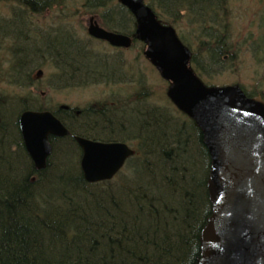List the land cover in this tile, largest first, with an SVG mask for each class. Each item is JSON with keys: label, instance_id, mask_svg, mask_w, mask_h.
<instances>
[{"label": "trees", "instance_id": "obj_1", "mask_svg": "<svg viewBox=\"0 0 264 264\" xmlns=\"http://www.w3.org/2000/svg\"><path fill=\"white\" fill-rule=\"evenodd\" d=\"M64 1L0 0V18L7 27L0 30V48L3 46V52L11 55L10 67L17 64L15 68L9 67L10 73L19 70L18 65L26 67V85L32 78L29 73L48 65L42 63L44 49H41V44L36 51L34 44L28 42L21 53L12 51L18 48L15 41L18 38L21 42L27 41L23 40L24 32L32 15L37 13L38 17H43L47 11L60 8ZM110 1L87 0L88 7L93 5L87 10L105 6ZM162 1L165 0H156L155 4L167 6ZM5 4L7 8H4ZM183 5L182 0L181 3L176 2L174 6L177 7L173 11ZM119 8L120 14L112 17L110 13L106 20L101 12L104 25L112 31L133 34V18L125 8ZM256 20H259L261 36L253 54L254 57H262L264 18ZM228 24V18H220L211 25L202 21L196 24L202 38L203 54L210 66L222 64V57L228 54ZM55 39L58 52H68L70 61L85 62L87 56L82 58L78 53L80 48L74 46L70 39ZM8 46H12L11 49ZM34 55L37 56L29 60ZM55 61L54 65H49L57 66L59 61ZM193 61L196 63L195 59ZM27 65L33 68L28 70ZM204 69L202 67L199 71L207 73L208 70ZM109 72L110 67L101 73L99 79L102 75L105 78ZM78 74L80 77V71ZM51 79L58 84L62 82L59 74L51 75ZM123 103L118 98L105 108L101 106L99 109L105 110L106 114L97 110L91 122L89 114H67L79 126L72 127L74 135L92 138L93 134L96 138L95 126L102 119L111 130L103 139L113 141L117 137L123 142L136 143V156L129 160L128 172L112 182L92 185L97 187L96 196L85 190L90 185L85 183L79 166L81 151L71 138L52 143L55 152L49 169L40 172L39 180L32 182L30 174L34 169L30 159L28 168L24 163L16 164L15 145L10 144L14 133L20 134L18 126L15 129L11 125V120L6 118L10 114L0 106V264H197L202 230L212 211L206 186L211 161L202 132L189 121L193 125V137L184 150L179 151L175 145L182 140L184 131L169 116V110L161 108L162 117L158 119L149 109L138 113L135 110L139 106L134 109L133 104L127 102L123 106ZM29 104L34 105L32 100ZM22 108L26 109V106ZM42 109L45 108L33 106V110ZM166 117L172 122L166 123ZM148 153H156L153 170L147 166L137 167V161L150 158ZM44 173H50L47 176L49 180H43ZM118 199L136 216L132 217L121 204L119 207ZM139 205L147 207L146 210L141 212Z\"/></svg>", "mask_w": 264, "mask_h": 264}, {"label": "water", "instance_id": "obj_2", "mask_svg": "<svg viewBox=\"0 0 264 264\" xmlns=\"http://www.w3.org/2000/svg\"><path fill=\"white\" fill-rule=\"evenodd\" d=\"M121 1L137 18L139 39L149 43L147 56L164 78L175 82L169 97L202 126L213 161L208 185L213 214L202 233L198 264H264V104L246 100L236 89L205 90L187 72L190 54L174 31L161 27L142 0ZM90 34L120 46L131 43L97 25ZM19 123L27 150L43 168L52 152L48 136H62L64 128L48 112H26ZM76 140L90 183L113 179L133 155L123 144Z\"/></svg>", "mask_w": 264, "mask_h": 264}, {"label": "rangeland", "instance_id": "obj_3", "mask_svg": "<svg viewBox=\"0 0 264 264\" xmlns=\"http://www.w3.org/2000/svg\"><path fill=\"white\" fill-rule=\"evenodd\" d=\"M83 3L84 0H69V4L67 3V5L60 8L62 9L60 11H64L62 14L67 17L70 16L71 20L72 17L74 18L72 27L75 29L76 35L87 42L91 40L87 31L90 28V24L88 23L90 18L98 21L102 27L104 26L103 22H101V9L97 11L84 10ZM225 9H229L228 28L232 34V36L230 33L226 35L228 54L222 57L224 60L222 64L210 66L209 61L205 59L203 54L202 38L199 34L198 25L189 21L188 13L185 14L187 19L184 20L185 16L183 14H176L174 11L168 14L158 4H155V10L159 19L174 26L178 36L190 48L192 57H196V61L201 65L204 60L203 69L205 67L206 69L204 70L208 71L204 75L199 74L207 87L211 85L232 86L239 84L250 92H253L254 88H257L258 92L264 94V56L254 57L253 54V52H256L257 42L261 36L258 30V25H260L258 23L259 20L255 19L261 20V18H264V2L260 0H234L233 4L225 6ZM60 11L57 8L43 17L35 18V23L42 24L39 27L43 28V24L49 25V20L51 21L52 19L51 16L57 14V12L60 13ZM74 14L76 15L73 16ZM181 15L183 18L180 17ZM93 42L91 50L97 53L100 58L108 60L110 68L114 67L115 64L117 66L120 65L122 68L125 67V73H121L124 79H126L125 84L120 83L114 86L95 84L89 85L87 88L68 90L61 94H49L44 87L45 81L51 78V75L58 73L48 65L33 72L35 76L40 71L43 73L41 79L36 78V86L38 88L14 90L11 85L8 87L9 84H6L7 86H0V90L23 99L29 93V98L35 101L33 106H43L49 110L53 109V105L56 107L67 105L76 109L90 107V109L97 108L98 110L105 103L112 102L117 97L122 101H127L131 105L133 104L132 108L134 109L136 106H144L145 108L153 106L162 109L168 107L170 109L169 115L173 117L172 119L178 125L182 123L189 124L188 128L182 127V130L184 132H191L193 125L189 122L190 119L172 107L166 96L169 87L168 83L161 79L160 74L145 59L143 56L144 46L140 42H136L134 46L126 50L112 49L108 45L95 40ZM198 67L200 66L198 65ZM144 82L147 85H144ZM141 93H143V97ZM115 94L116 98L114 99L112 96ZM261 96L264 98V95ZM46 104L50 106H46ZM128 144L132 148L136 147L134 141L128 142ZM125 171L126 169L121 174H124Z\"/></svg>", "mask_w": 264, "mask_h": 264}, {"label": "bare ground", "instance_id": "obj_4", "mask_svg": "<svg viewBox=\"0 0 264 264\" xmlns=\"http://www.w3.org/2000/svg\"><path fill=\"white\" fill-rule=\"evenodd\" d=\"M183 1V6L180 9H177L176 14H183L185 16L186 13H188V17H189V21L193 22L194 24H197L199 21L205 22L207 24H214L215 22H218V20L220 18H228L229 19V9H225V6L230 5L234 2V0H182ZM191 1V2H190ZM165 2L167 4V6H160L163 10H165L168 14H171L173 12V10H175V8L177 6H174V4L177 3H181V0H165L162 1ZM169 2V3H168ZM189 2V3H187ZM262 2H264V0H262ZM67 3L69 4V0H65L63 2V4L60 6V8H62L63 6L67 5ZM215 5L214 8L209 6ZM84 10H87L91 7H93V5H90V7L87 6V0H84V3L82 4ZM122 7L120 6L115 0L110 1L109 4H106L105 6H100L98 8H94L96 11L98 9H101L102 13L105 14V20L109 19L110 17H108L110 15V13H112V17H115L116 15L120 14V8ZM4 8H7V4L4 5ZM58 8V11L62 10ZM57 8L52 9L47 11L46 13H50L55 11ZM93 9V10H94ZM45 13V14H46ZM62 13H64V11H60V13L57 12V14L51 16V21L49 20L50 24H43V28L39 27V25L42 24H36L35 23V18H39L37 13L32 15V18L30 19V25L27 24V28L24 36V41L25 42H21V40L18 38V41H15V43L17 44L18 48L13 49L12 51L16 52L17 50H19L21 53H23L24 51V47L27 46V43L30 42L32 44H34V48L36 49V51L39 48V45L41 44V49L40 50L44 53V55H42V63L45 65H49L52 64L54 65L56 63L55 59L58 60L59 62H57V66L58 67H62V68H57V66H53L52 68L60 75V78L62 79L61 83H56L54 81H52L51 78H49L48 80L45 81L44 87L46 88L47 92L49 94L51 93H65L68 90H75L76 88H87V86L89 85H95V84H106V85H119L120 83L125 84L126 79H124L123 75H121L122 72L125 71V67L122 68L120 65H116L114 67H111L110 70L111 72L108 73V75L103 78L104 76L102 75V79H99V76L101 75V73H103L104 71L108 70V67L110 66V64H108V60H106L105 58H100V56L93 52L91 50L92 45H93V41L97 39V36L95 35H91L90 39L87 42H85L84 40L80 39L76 34L75 29H73V24H74V18L72 17V20L70 19V16H65ZM44 15V14H43ZM76 14H74L73 16H75ZM1 17V16H0ZM181 18H183V16H180ZM187 17H184V20H186ZM112 20V19H111ZM113 21V20H112ZM214 21V22H213ZM5 21L2 20L0 18V30H6L7 27L5 25ZM107 23L109 24L110 22L107 21ZM230 35L232 36L231 32ZM57 37V39L59 37H64L66 40L70 39L72 43H74V46H77L78 48H80V51L78 52L80 56H82V58L86 57L85 62H76L75 59H72L70 61V54L66 51H62V52H58L57 48V43L55 42V38ZM93 42V43H92ZM68 44V43H67ZM106 45H108L109 47L112 46V49H116V50H120V45L117 44H113L111 42H108ZM10 49L12 46H8ZM115 47V48H114ZM0 51L2 53H0V86L4 85L7 86L6 84H9L8 87L12 86V88L14 90H25L26 89H33V88H38L36 86V78L37 76H35L34 74L29 73L32 78L31 81L26 85V80L24 78V70L25 68L22 65H18L19 70L16 69V71L13 72H9L8 69L15 68V65H12L10 67V64H8V61L10 60L11 55L9 56V54L7 55V51H4L3 46H1ZM56 51V52H55ZM9 52L11 53V50H9ZM19 52V53H20ZM37 55H34L33 57H29V60H32V58H34ZM50 58V60H49ZM55 58V59H54ZM75 58V57H74ZM24 59H27L26 57H24ZM114 59V58H113ZM112 59V60H113ZM13 60V58H12ZM59 63V64H58ZM4 64V65H3ZM197 64L200 67L204 66V60H203V64L201 65L198 61ZM60 65V66H59ZM10 67V68H9ZM17 67V68H18ZM117 67V68H116ZM33 67H29V65H27V69L30 70ZM128 68V67H127ZM39 68L34 69L33 71H38ZM80 71V77H79V71ZM125 73V72H124ZM35 76V77H34ZM42 77H38V79H41ZM81 79H86V80H81ZM76 84H71L72 82H77ZM144 85H147L146 82L143 83ZM26 85V87H25ZM235 86H238L240 89L244 90V88L242 86H240L239 84H234ZM146 91V90H144ZM25 92V91H22ZM30 94L28 93L27 96L25 97V100L23 98H20L19 96H14L12 94L6 93L4 91L0 90V106L2 107L3 111H6V113L10 114V116L8 115H3V116H7L6 118H8V120H11V125L14 126L15 129H19V135L17 136L16 133H14V137L13 140L11 141V145H15L13 148V151L15 153V163L20 165L19 163H24L25 168H28V166H30V161L33 165V169L31 174H30V178L31 181L33 182V180H39V174L40 172H46V169H49L48 165H50L51 162V158L54 155V146L51 144V148H52V152L50 154V156L47 158L46 164L43 168H38V166L36 165L35 161L32 158V155L29 153V151L27 150L26 146H25V139L23 138V133L20 129V116L27 112V111H33V106L31 104H29L30 99L29 96ZM142 97H143V93H141ZM114 99L116 98V94L112 96ZM118 99V97L116 98ZM120 99V98H119ZM24 101L27 102L24 104ZM33 101V104H35V101ZM22 102V103H20ZM105 103L102 108H105L108 104ZM127 103V101L124 100L123 106H125ZM24 104V105H23ZM122 105V104H121ZM22 106H26V109L22 108ZM46 106H50L48 104H46ZM53 109L51 111H49L48 109L46 111H48V113L51 114V116L59 122L60 127L63 130V134L62 136H58V134H54L51 135V141L54 144V142L56 140H66L67 138H71L72 140L75 141V139H77L79 137V135L77 134H73L72 127H75L77 125V121L73 118H68L69 115H67L68 113H72L75 116H80L82 113H86L89 114V120L90 122L94 120V116L96 113L97 108H92L90 109V107L88 108H84V109H76V108H71L67 105H60L59 107L56 106H52ZM51 107V108H52ZM140 107V106H139ZM138 107V108H139ZM22 108V109H21ZM157 110H156V109ZM153 107V106H149V107H140V109L135 110L138 113H140V111H144V110H148L153 114V116L155 115L156 118L160 119L162 117V114H160V110L161 108L158 107ZM95 110V111H93ZM100 110V113L102 114H106L105 110ZM167 110V109H165ZM57 112V113H56ZM104 112V113H103ZM61 117H60V115ZM94 113V114H93ZM98 113V112H97ZM145 113V112H144ZM108 115V113H107ZM146 115L150 116L149 113H147ZM145 115V116H146ZM171 118H173L171 115H169ZM135 117V116H134ZM137 117V116H136ZM17 118V119H16ZM2 119H5L4 117ZM174 120V119H172ZM172 120L170 118L165 119L166 123H170L172 122ZM2 123V121H0ZM195 123L196 120L194 121ZM106 122H104L102 119H99V121L97 122V125L95 126V130L94 132L97 133V136L95 138V136L92 134V138H90L92 141H96V140H101L102 142H112L113 144H125L123 142V140L119 139V138H115L113 139V141H110L111 139L107 138V139H103L104 137H106V135L110 134L111 130L108 126L105 125ZM253 125V124H252ZM181 128H188L189 124L187 123H182L181 125H179ZM198 129H203L201 125H197ZM77 128H79V126H76ZM129 130V129H128ZM191 130V128H190ZM14 132V130H12ZM127 132V131H126ZM93 133V132H91ZM197 135V134H196ZM20 136V137H19ZM100 136H103L102 138H99ZM193 137V133L191 132H183V138L181 141H179V144L177 143V145H175V148L180 150H184V148L187 145V142L189 140H192ZM99 141V142H101ZM183 142V143H182ZM23 151V152H22ZM156 153H148V156L150 158H147L146 160H139L135 163V165L137 167H144L147 166L148 169H152L153 170V165L154 163L157 161V158L155 157ZM158 154V152H157ZM160 157V156H159ZM30 159V161H29ZM151 160L153 161V163L150 164ZM210 171L212 170V166H213V161L210 157ZM13 162V160H12ZM128 164V163H127ZM24 167V166H23ZM51 171V170H50ZM49 171V172H50ZM126 171L128 172V166L126 165ZM155 171V170H154ZM210 171H209V175L207 178V182H206V186L208 189V185L211 181V176H210ZM51 174H53V172H50ZM50 173H44L42 174L43 176V180H49V177H47L48 175H50ZM83 177H84V181L85 183H87L90 186L85 187V190L87 192L90 193V191L92 192L93 196L97 195V187L96 186H92V185H97V183L92 184L90 182H88L85 179L84 176V172L82 171ZM155 176H156V172H155ZM41 177V176H40ZM80 185V184H79ZM92 188V189H91ZM81 203V202H80ZM118 204L120 207V204L123 208L127 209V213H129L132 217L136 216V213L133 212L132 209H128L126 207V205L124 204V202H122L120 199H118ZM139 209L142 210L141 212H144L146 210L147 207H145L143 205V207H141V205H139ZM207 225V223H206ZM202 247L203 244L201 245V251H200V258L198 259V262L201 259V255H202ZM123 264V262H122Z\"/></svg>", "mask_w": 264, "mask_h": 264}]
</instances>
